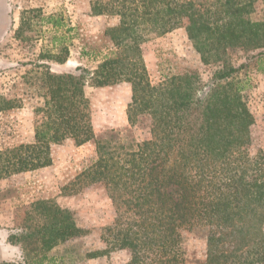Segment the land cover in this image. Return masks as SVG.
I'll list each match as a JSON object with an SVG mask.
<instances>
[{"label": "trees", "instance_id": "1", "mask_svg": "<svg viewBox=\"0 0 264 264\" xmlns=\"http://www.w3.org/2000/svg\"><path fill=\"white\" fill-rule=\"evenodd\" d=\"M89 16L117 19L104 31L112 48L89 47L83 56L98 61L78 67L79 75L36 67L42 102L33 138L0 150V180L50 167L51 147L65 140L91 146L94 157L77 180L105 187L113 222L93 248L56 202H28L15 207L18 229L6 239L21 257L0 264H88L118 250L130 251L126 264H264V159L248 150L254 121L238 79L249 60L264 57V0H93ZM40 21L53 32L63 27L60 15ZM178 28L201 63L215 67L208 84L195 71L150 81L141 46ZM62 50L65 57L46 58L63 64ZM235 50L247 56L238 67ZM120 83L131 88L125 134L96 133L85 87ZM12 108L5 102L0 112ZM143 117L150 138L139 142L132 129ZM184 235L205 241L202 261L188 259Z\"/></svg>", "mask_w": 264, "mask_h": 264}, {"label": "rangeland", "instance_id": "2", "mask_svg": "<svg viewBox=\"0 0 264 264\" xmlns=\"http://www.w3.org/2000/svg\"><path fill=\"white\" fill-rule=\"evenodd\" d=\"M91 1L0 0V107L5 102L13 107L0 112V149L27 144L33 136V110L42 102L36 85L39 71L36 67L48 65L53 74L79 75L78 67L89 70L98 61L83 56L89 47L99 51L112 48L104 31L115 26L117 19L89 16ZM53 14L62 19L63 27L56 32L40 21ZM52 37L60 40L58 46L52 45ZM62 46L69 53L65 63L57 64L46 58L49 55L65 57L66 53L60 51ZM141 55L153 84L188 71L197 72L203 83L208 84L215 70L214 66L201 63L184 28L144 43ZM246 57L243 51L230 53L235 67L245 63ZM238 79L242 81L243 95L254 121L249 130L248 150L251 155L261 154L264 159V57L260 61L249 60ZM85 95L96 133L125 134L126 109L131 102L129 84L103 88L86 86ZM149 125V118L143 117L132 129L136 141L150 138ZM55 146L49 169L0 180V225H3L0 228V257L7 255L11 261L21 257L19 247L9 245L6 240L18 229L14 210L37 200L56 202L73 217L80 229L88 231L87 244L93 248L102 246L101 229L110 225L115 216L109 193L102 184L89 185L77 180L91 164L93 148L88 145L75 147L71 140ZM4 204L6 208L2 206ZM184 248L190 260L202 261L205 257L206 245L202 239L184 235ZM129 260V250H118L88 264H126Z\"/></svg>", "mask_w": 264, "mask_h": 264}, {"label": "crops", "instance_id": "3", "mask_svg": "<svg viewBox=\"0 0 264 264\" xmlns=\"http://www.w3.org/2000/svg\"><path fill=\"white\" fill-rule=\"evenodd\" d=\"M32 138H33V136L32 137H30V139H29V141H27L28 143H30L31 141H32ZM56 146L55 145H53L52 147H51V156H52V154H53V149L55 148ZM0 150H2V149H0ZM53 163H54V161H53ZM51 167V166H50ZM50 167H47V168H44V169H41V170H38V171H34V172H41L42 170H46V169H49ZM34 172H31V173H34ZM28 173H30V172H28ZM24 174H26V173H24ZM4 208H6V204H4V205H2ZM0 217H1V214H0ZM3 227V225H0V228H2ZM4 232L5 233H7L8 231L7 230H4ZM5 237H7L6 235H5ZM6 239V238H5ZM3 240L4 242L6 241V240ZM0 261H11V260H9L8 259V256L7 255H2L1 257H0ZM13 261V260H12Z\"/></svg>", "mask_w": 264, "mask_h": 264}]
</instances>
